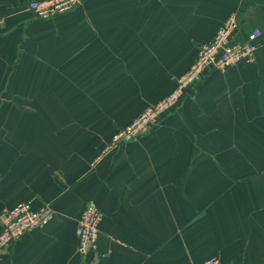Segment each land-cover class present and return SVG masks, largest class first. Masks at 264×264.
<instances>
[{"label":"crops","instance_id":"1","mask_svg":"<svg viewBox=\"0 0 264 264\" xmlns=\"http://www.w3.org/2000/svg\"><path fill=\"white\" fill-rule=\"evenodd\" d=\"M34 1L46 0H0V233L23 203L54 218L0 264H264V45L98 161L231 16L238 42L254 30L264 42V0H84L51 20ZM89 204L103 219L83 262Z\"/></svg>","mask_w":264,"mask_h":264},{"label":"built area","instance_id":"2","mask_svg":"<svg viewBox=\"0 0 264 264\" xmlns=\"http://www.w3.org/2000/svg\"><path fill=\"white\" fill-rule=\"evenodd\" d=\"M84 0H46L29 4V12L38 20H51L73 11ZM239 30L237 16H231L218 31L213 41L204 46L191 69L179 81L177 89L161 102L147 107L137 118L112 137L101 153L99 160L111 155L120 146L131 144L147 137L159 126L164 117L176 110L186 95L197 88L212 70L225 72L239 64L255 62L256 52L264 45L261 32L254 30L249 40H236ZM96 164H93L95 166ZM54 218L50 207L34 210L30 203H23L5 211L1 221L0 252L12 247L28 233L44 229ZM103 216L94 205L86 206L77 229L78 256L83 262L98 252V238ZM205 264H223L219 258H212Z\"/></svg>","mask_w":264,"mask_h":264},{"label":"water","instance_id":"3","mask_svg":"<svg viewBox=\"0 0 264 264\" xmlns=\"http://www.w3.org/2000/svg\"><path fill=\"white\" fill-rule=\"evenodd\" d=\"M93 258H94V255L91 254V255H90V260H93Z\"/></svg>","mask_w":264,"mask_h":264},{"label":"rangeland","instance_id":"4","mask_svg":"<svg viewBox=\"0 0 264 264\" xmlns=\"http://www.w3.org/2000/svg\"><path fill=\"white\" fill-rule=\"evenodd\" d=\"M182 78H183V77H182ZM182 78H181V79H182ZM181 79H180V80H181ZM177 87H178V85H177ZM176 89H177V88H176ZM172 94H173V93H172ZM170 95H171V94H170ZM170 95H169V96H170ZM167 97H168V96H167ZM167 97H166V98H167ZM163 100H164V99H163ZM160 102H161V101H160ZM158 103H159V102H158ZM153 105H154V104H153Z\"/></svg>","mask_w":264,"mask_h":264}]
</instances>
